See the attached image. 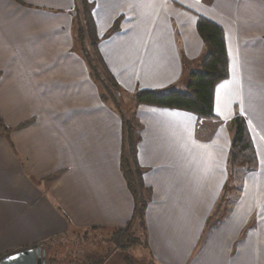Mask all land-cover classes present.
I'll return each mask as SVG.
<instances>
[{
  "label": "crops",
  "instance_id": "0c3cea01",
  "mask_svg": "<svg viewBox=\"0 0 264 264\" xmlns=\"http://www.w3.org/2000/svg\"><path fill=\"white\" fill-rule=\"evenodd\" d=\"M91 1L124 104L139 90L185 91L206 54L200 16L223 28L228 53L217 120L135 101L126 111L139 127L151 190L146 233L133 224L148 248L132 250L143 248L155 264H264V0ZM73 10L74 0H0V120L8 129L0 126V260L49 243L47 264H76L48 263L56 241L115 234L135 215L121 170L122 119L77 50ZM237 114L258 167L235 170L243 171L238 194L221 217Z\"/></svg>",
  "mask_w": 264,
  "mask_h": 264
},
{
  "label": "trees",
  "instance_id": "16d2710c",
  "mask_svg": "<svg viewBox=\"0 0 264 264\" xmlns=\"http://www.w3.org/2000/svg\"><path fill=\"white\" fill-rule=\"evenodd\" d=\"M73 15L77 50L88 64L93 80L102 88V99L114 105L123 123L121 170L136 206L132 222L115 233L112 243L121 251H130L137 247L148 248L147 242L132 232L134 222L138 221L143 233H146L145 214L148 208V201L144 195L146 190L144 172L138 161L139 127L131 123L132 120L126 117V113L118 102V99H121L122 90L108 69L99 49L103 39L98 33L94 3L91 0H74ZM120 24L121 19H118L110 34L118 32ZM197 32L204 44L206 54L201 62L200 71L190 73L185 91L139 90L134 97L137 106L180 110L196 115L199 120H217L214 109L215 88L218 83L230 77L224 30L212 20L200 16ZM0 126L5 132L8 131L1 120ZM232 130L234 134L229 154L230 178L238 168L244 167L252 171L258 167V157L246 118L237 114L232 121ZM220 209L221 204L217 211ZM49 246V243H42L31 248H41L46 253ZM124 260L127 264H136L133 258L126 257ZM56 261L52 258L48 263ZM149 264H155V262L150 261Z\"/></svg>",
  "mask_w": 264,
  "mask_h": 264
},
{
  "label": "rangeland",
  "instance_id": "374dc122",
  "mask_svg": "<svg viewBox=\"0 0 264 264\" xmlns=\"http://www.w3.org/2000/svg\"><path fill=\"white\" fill-rule=\"evenodd\" d=\"M134 101L135 100H127L124 104L121 99H118L122 110L125 113L126 111H128V115L130 110L134 109ZM128 115L126 113V117H128V119H131V117ZM131 120V123L136 125L135 119L132 118ZM141 169L144 172V169L142 167ZM241 171H235L228 184L225 196L221 201V217L224 216V213L231 206V203L234 201L238 194V189L236 188L237 186H239V180L241 179L243 174V171ZM150 191L151 190L147 187L144 191V195L148 201V204L149 200L146 192ZM213 225L214 224L212 223L210 226H208V230H206V232H208ZM140 231L141 234H143V229L141 227ZM132 232L136 235V233L134 232V227H132ZM114 235L115 234L106 232L89 231L87 233L81 232L61 238L56 241L52 248L49 250V257L65 262L70 261L76 264H127L124 260L126 257H130L136 260V264L150 263L149 260L146 262L144 261L146 253L143 248L131 251L119 250L116 245L111 242V239H113ZM203 244L204 243L202 242V245ZM195 253L196 252H194V254Z\"/></svg>",
  "mask_w": 264,
  "mask_h": 264
},
{
  "label": "water",
  "instance_id": "95a60500",
  "mask_svg": "<svg viewBox=\"0 0 264 264\" xmlns=\"http://www.w3.org/2000/svg\"><path fill=\"white\" fill-rule=\"evenodd\" d=\"M0 264H47V257L41 248H31L5 257Z\"/></svg>",
  "mask_w": 264,
  "mask_h": 264
}]
</instances>
